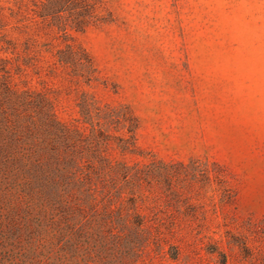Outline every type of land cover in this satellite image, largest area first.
Masks as SVG:
<instances>
[{
  "label": "rangeland",
  "instance_id": "obj_1",
  "mask_svg": "<svg viewBox=\"0 0 264 264\" xmlns=\"http://www.w3.org/2000/svg\"><path fill=\"white\" fill-rule=\"evenodd\" d=\"M39 1L0 0V83L49 99L88 157L81 172L58 161L42 118L20 142L0 130V264H264V0H101L108 21L65 39L34 16ZM68 44L91 81L58 62ZM128 110L138 149L122 154ZM98 130L114 169L92 153Z\"/></svg>",
  "mask_w": 264,
  "mask_h": 264
},
{
  "label": "trees",
  "instance_id": "obj_2",
  "mask_svg": "<svg viewBox=\"0 0 264 264\" xmlns=\"http://www.w3.org/2000/svg\"><path fill=\"white\" fill-rule=\"evenodd\" d=\"M39 2V4L37 2L34 3L35 8L32 10L34 16L42 20V22L46 23L48 26L55 28L56 31L62 34L64 39L70 36V31L83 32L90 26L108 21L98 12L99 8L102 6L101 0H40ZM57 55L60 64L71 66L72 70L83 76L86 81L92 80L95 68L89 54L83 47H75L68 44L64 50H59ZM0 70L8 73L6 67H0ZM7 105L10 111L3 109ZM85 107L83 102L81 105V113L83 115H87L88 113ZM0 108L2 109V114H7L5 117V124L0 123V130L9 131L8 135H10L11 138H15L16 142L22 140L20 128L26 125H23L26 118H32L33 116L37 117L38 120L42 118L44 133L50 138L49 143L52 146L51 149L56 159L60 162L67 163L71 168H76L75 172L82 171V159L88 157V154L86 152L84 154V150H80L79 146L76 145L77 142L82 140V133L78 128H72L70 125L61 122L57 118L54 105L49 99L42 97L36 104L33 103L31 99H21L17 90L13 88L7 77L0 83ZM129 113H131V111H129ZM126 119L130 122V126H128L127 129L129 136L119 139L118 146L122 154H133L136 153L138 149L136 142L138 120L132 113L129 118ZM39 121L41 122V120ZM107 137L104 131H97L96 138H93L91 142L94 148L92 153L93 155H98L101 160L108 165L109 169H114L115 166L112 165V160L102 154L105 150H100L103 149L102 145L106 143ZM100 141L102 142L99 143ZM14 151L15 150H13V152ZM7 155V153L4 154V156ZM157 162L159 166L155 170H152L153 174L157 173L159 178L163 181L170 180L171 175L167 173L168 165L162 161ZM116 169H118L117 172L122 174L129 186L130 196L128 197V203L131 207L130 209L133 211L132 218L134 225L137 227L142 226V230L153 227L152 224H146V217L138 206V196H136L134 188L132 187L141 184V182L139 183V181H141L140 176H128V167L124 163L119 164ZM85 178H87V175ZM147 178H149V176H147ZM214 178L219 184H226V181L219 178V176L215 175ZM206 179H208V177ZM143 180L146 181V179ZM226 193L227 192L223 191V195H226ZM163 225L164 222L157 223L156 228ZM155 232H158V234L160 233L159 229H156Z\"/></svg>",
  "mask_w": 264,
  "mask_h": 264
}]
</instances>
